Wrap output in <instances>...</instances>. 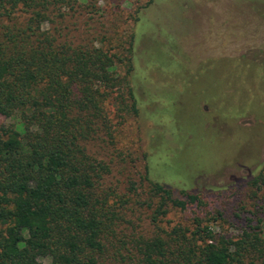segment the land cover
I'll return each mask as SVG.
<instances>
[{
    "label": "rangeland",
    "instance_id": "obj_1",
    "mask_svg": "<svg viewBox=\"0 0 264 264\" xmlns=\"http://www.w3.org/2000/svg\"><path fill=\"white\" fill-rule=\"evenodd\" d=\"M76 1L63 24L76 44L122 56L121 42L137 35L138 112H122L123 100L132 103L128 93L107 89L110 133L87 144L89 154L110 166L101 188L125 216L119 237L193 230L199 216L237 238L248 220L264 219V184L255 196L250 185L264 171V0H156L137 25V10L151 0ZM7 23L0 17V28ZM125 71L117 64V76ZM9 123L0 116V126ZM147 164L174 197L201 194L205 205L170 208L153 222L157 200L150 202L143 179Z\"/></svg>",
    "mask_w": 264,
    "mask_h": 264
},
{
    "label": "trees",
    "instance_id": "obj_2",
    "mask_svg": "<svg viewBox=\"0 0 264 264\" xmlns=\"http://www.w3.org/2000/svg\"><path fill=\"white\" fill-rule=\"evenodd\" d=\"M155 1L137 10L135 25ZM77 4L0 0V17L8 20L0 28V116L11 121L0 126V264H264V219L248 220L237 238L199 216L193 230L175 226L149 238L119 237L125 216L101 188L110 166L89 154L87 144L110 133L107 89L128 93L132 103L123 100L122 112H138L137 35L121 42L122 56L76 44L63 24ZM121 63L122 77L115 74ZM150 168L143 179L150 202L157 200L153 222L170 208L205 205L201 194L174 197ZM263 184L264 171L250 183L253 196Z\"/></svg>",
    "mask_w": 264,
    "mask_h": 264
}]
</instances>
